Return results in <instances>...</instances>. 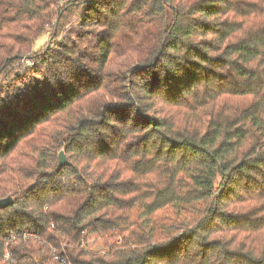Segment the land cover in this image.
<instances>
[{"label": "trees", "instance_id": "obj_1", "mask_svg": "<svg viewBox=\"0 0 264 264\" xmlns=\"http://www.w3.org/2000/svg\"><path fill=\"white\" fill-rule=\"evenodd\" d=\"M7 196L0 264H264V0H0Z\"/></svg>", "mask_w": 264, "mask_h": 264}, {"label": "rangeland", "instance_id": "obj_2", "mask_svg": "<svg viewBox=\"0 0 264 264\" xmlns=\"http://www.w3.org/2000/svg\"><path fill=\"white\" fill-rule=\"evenodd\" d=\"M80 20L81 17L65 22L61 31H53L52 27H48L46 32H44L38 39L35 40L32 51L44 49L45 46L52 43L54 38H56L57 41L62 40V38H70L74 35V31L77 30L78 23L80 22ZM22 60L24 62L25 68H31L34 64L31 56H25L22 58ZM117 241L119 242V238ZM84 248L90 252H106L108 250L105 241L102 239L101 236L96 234H89L87 236V239L84 242Z\"/></svg>", "mask_w": 264, "mask_h": 264}, {"label": "water", "instance_id": "obj_3", "mask_svg": "<svg viewBox=\"0 0 264 264\" xmlns=\"http://www.w3.org/2000/svg\"><path fill=\"white\" fill-rule=\"evenodd\" d=\"M69 162L67 161V158L63 151H60L58 154V166H64L67 165ZM13 202V199L11 196H7L5 198L0 199V209L6 208L7 206L11 205Z\"/></svg>", "mask_w": 264, "mask_h": 264}, {"label": "built area", "instance_id": "obj_4", "mask_svg": "<svg viewBox=\"0 0 264 264\" xmlns=\"http://www.w3.org/2000/svg\"><path fill=\"white\" fill-rule=\"evenodd\" d=\"M21 62L24 64L23 60H21ZM55 261H56V263H54V264H67L66 261L59 256L55 257Z\"/></svg>", "mask_w": 264, "mask_h": 264}]
</instances>
